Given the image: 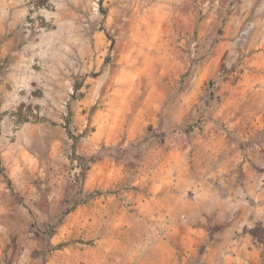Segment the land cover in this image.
Masks as SVG:
<instances>
[{
  "label": "rangeland",
  "instance_id": "374dc122",
  "mask_svg": "<svg viewBox=\"0 0 264 264\" xmlns=\"http://www.w3.org/2000/svg\"><path fill=\"white\" fill-rule=\"evenodd\" d=\"M0 154V264H264V0H0Z\"/></svg>",
  "mask_w": 264,
  "mask_h": 264
},
{
  "label": "trees",
  "instance_id": "16d2710c",
  "mask_svg": "<svg viewBox=\"0 0 264 264\" xmlns=\"http://www.w3.org/2000/svg\"><path fill=\"white\" fill-rule=\"evenodd\" d=\"M36 107L37 109H39V105H35V106H31L29 107L30 111H32V108ZM26 112V110H25ZM19 116H21L22 114H24V109L22 108L21 110H19L18 112H16ZM25 121H29L27 116L25 118H21L20 122H25ZM67 132L69 135H72V132L69 128L68 125L65 126ZM144 139H148V136H144ZM0 173L7 179L8 183L11 185L12 181L9 178V175L7 174V172L5 171L3 165H2V158H1V154H0ZM244 231L249 233L250 235H252V237L259 243L264 245V224L262 222H258L256 223L253 227H245ZM49 236L52 235V232H49L48 234Z\"/></svg>",
  "mask_w": 264,
  "mask_h": 264
},
{
  "label": "crops",
  "instance_id": "0c3cea01",
  "mask_svg": "<svg viewBox=\"0 0 264 264\" xmlns=\"http://www.w3.org/2000/svg\"><path fill=\"white\" fill-rule=\"evenodd\" d=\"M246 224H239L236 226V224H234V226L231 229H240L241 227H244Z\"/></svg>",
  "mask_w": 264,
  "mask_h": 264
}]
</instances>
